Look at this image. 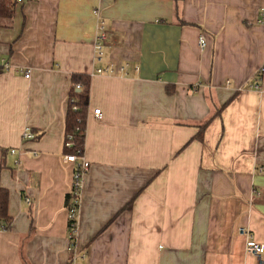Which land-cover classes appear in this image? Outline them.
<instances>
[{"label": "crops", "instance_id": "0c3cea01", "mask_svg": "<svg viewBox=\"0 0 264 264\" xmlns=\"http://www.w3.org/2000/svg\"><path fill=\"white\" fill-rule=\"evenodd\" d=\"M10 1L0 189L12 226L0 230V264H256L237 229L264 245V71L253 88L264 0ZM109 65L127 66L96 73ZM73 74L90 78L89 170L69 251L74 166L61 157ZM26 128L36 139L22 140Z\"/></svg>", "mask_w": 264, "mask_h": 264}, {"label": "built area", "instance_id": "2783aa9c", "mask_svg": "<svg viewBox=\"0 0 264 264\" xmlns=\"http://www.w3.org/2000/svg\"><path fill=\"white\" fill-rule=\"evenodd\" d=\"M24 0H15V3H21ZM104 2L105 0H100ZM94 13L97 15L98 10H95ZM97 35L95 38L93 51H94V57L97 60H101L103 57V44L106 40V33L104 30V27L100 23L97 27ZM198 44L200 49H204L205 47V36L200 35ZM127 65L116 67L114 65H109L108 67L104 69H98L96 70V73L98 74H107V75H114L116 73L124 74L125 68ZM9 68V65L7 62H1L0 63V69L7 70ZM26 78L29 77V73H26ZM259 80L260 78L257 76V80L255 84L253 85L254 89L259 88ZM82 87L80 84L75 85V90H81ZM192 91H195V88L192 89ZM75 110V108H73ZM93 117L95 119H100L101 113L100 110L96 109L92 113ZM22 140H34L36 139V136L31 133V131L26 128L22 133ZM65 147L67 149H71L73 147V144L71 143V136H68V141L65 143ZM11 155L17 154V151L15 149H11L9 151ZM34 156L36 154L34 153ZM61 164L63 166L72 165L74 166V173H73V181L70 186V192L68 194H71L75 200L72 201V204L69 208H67V215H68V241H69V251L73 250L74 240L76 237V231H77V213H78V205H79V196H80V190L82 186V180L86 173L89 170V163L85 160L82 153H76V154H66L61 157ZM29 202L28 200H26ZM237 234L243 238L244 240V252L247 256L253 258L256 261V264H264V245L257 242L251 231L247 228L240 227L237 229Z\"/></svg>", "mask_w": 264, "mask_h": 264}, {"label": "trees", "instance_id": "16d2710c", "mask_svg": "<svg viewBox=\"0 0 264 264\" xmlns=\"http://www.w3.org/2000/svg\"><path fill=\"white\" fill-rule=\"evenodd\" d=\"M13 2L10 0H0V15H10ZM2 70V69H0ZM264 71V66L258 71L257 76L261 78ZM71 88L68 92V104L66 107L63 148L67 154L83 153L85 142V129L87 120V109L89 101V86L90 78L82 74H73L70 77ZM80 84L82 89L80 92H75V85ZM75 108V110H73ZM223 107L216 112L200 126V132L208 126L210 121L217 116ZM68 136H71L73 147L67 149L65 143L68 141ZM75 198L68 194L65 197V206L69 208ZM8 193L6 190L0 189V230L9 231L12 226V220L7 215Z\"/></svg>", "mask_w": 264, "mask_h": 264}, {"label": "water", "instance_id": "95a60500", "mask_svg": "<svg viewBox=\"0 0 264 264\" xmlns=\"http://www.w3.org/2000/svg\"><path fill=\"white\" fill-rule=\"evenodd\" d=\"M75 92H77V93H78V92H79V90H75Z\"/></svg>", "mask_w": 264, "mask_h": 264}, {"label": "rangeland", "instance_id": "374dc122", "mask_svg": "<svg viewBox=\"0 0 264 264\" xmlns=\"http://www.w3.org/2000/svg\"><path fill=\"white\" fill-rule=\"evenodd\" d=\"M22 137V136H21Z\"/></svg>", "mask_w": 264, "mask_h": 264}]
</instances>
